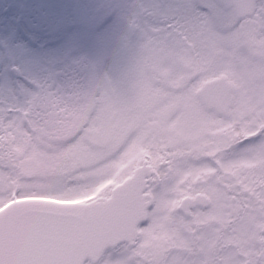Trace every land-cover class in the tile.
Instances as JSON below:
<instances>
[{
  "label": "snow or ice",
  "instance_id": "obj_1",
  "mask_svg": "<svg viewBox=\"0 0 264 264\" xmlns=\"http://www.w3.org/2000/svg\"><path fill=\"white\" fill-rule=\"evenodd\" d=\"M116 85L0 89V264H264V0H136Z\"/></svg>",
  "mask_w": 264,
  "mask_h": 264
},
{
  "label": "rangeland",
  "instance_id": "obj_2",
  "mask_svg": "<svg viewBox=\"0 0 264 264\" xmlns=\"http://www.w3.org/2000/svg\"><path fill=\"white\" fill-rule=\"evenodd\" d=\"M33 1L12 0L6 18L0 16V89L13 86L8 72L11 64L20 65L27 79L42 82L51 71L48 62L55 63L57 72L66 71V68L72 69L77 64L85 65L87 77L84 87L96 83L102 84L104 79H109L107 83L111 84L112 69L110 63L105 59L95 62L89 51L90 44L96 39L103 41L101 37L105 34L108 38L111 37L110 39L117 35L126 48L125 68L132 66L134 48L132 43H128V41L130 42L128 21L131 16V11L127 7L129 0H70L68 2L63 0V3L55 6L63 15V25L71 26L69 31L60 25H57L59 30L56 31V28L51 26H55V24L52 23L50 15L47 14L48 11H43L44 5L42 3H40L39 9L42 14L38 17L32 8L28 7L29 5L32 6ZM1 3H6V0H0ZM27 10H31V12L28 13ZM106 16L108 18L106 27L95 32L94 30ZM42 26L49 29L48 32H53V34L43 45V50L40 51L29 46L25 40L30 34L29 29L33 27L41 29ZM75 26L78 27L75 28ZM82 39L88 40L87 45L82 43ZM23 53L27 54L26 57L23 56ZM127 72V69H124L123 77L126 76ZM52 87L60 88L59 84Z\"/></svg>",
  "mask_w": 264,
  "mask_h": 264
},
{
  "label": "flooded vegetation",
  "instance_id": "obj_3",
  "mask_svg": "<svg viewBox=\"0 0 264 264\" xmlns=\"http://www.w3.org/2000/svg\"><path fill=\"white\" fill-rule=\"evenodd\" d=\"M106 25V21L104 23L100 24L94 31L99 32L102 29H104ZM103 41L96 39L94 42V52L93 57L95 59H105L108 61L111 65L112 73H111V79H112V85H116L119 81H121L124 77V69H127V74L130 73L131 67L125 68V53L126 49L124 48V44L118 39L117 35L110 39L105 34L103 37H101ZM110 39V40H109ZM104 44V46H103ZM26 53H23V56L26 57ZM114 65V67H113ZM20 67V66H18ZM24 67V66H23ZM78 69V68H77ZM86 71V73L83 74V71ZM82 70H79V74L76 73V70L74 73H72V70L69 71L68 74H64L66 78H70L72 80L71 83L68 84L69 87H84L86 83V77H87V69L82 68ZM126 74V75H127ZM109 79H104L103 83H107ZM26 82V81H25Z\"/></svg>",
  "mask_w": 264,
  "mask_h": 264
},
{
  "label": "trees",
  "instance_id": "obj_4",
  "mask_svg": "<svg viewBox=\"0 0 264 264\" xmlns=\"http://www.w3.org/2000/svg\"><path fill=\"white\" fill-rule=\"evenodd\" d=\"M45 2H47V3H46V6H43V8H44L43 11H48L47 12L48 14H52L51 12H54L53 6L55 5V3L58 2L59 4H61V3H63V0H45L44 3ZM135 2H136V0H129V2L127 3V7L130 8L131 12H132V7H133ZM39 9H40L39 6L35 7V10H36L35 14L36 15L42 14L41 10H39ZM76 73L79 74L78 69H76ZM53 75H54V73H53ZM47 79H49V83L51 85L54 83V79H55L54 77H51V78L47 77ZM69 82H70V80H69Z\"/></svg>",
  "mask_w": 264,
  "mask_h": 264
},
{
  "label": "water",
  "instance_id": "obj_5",
  "mask_svg": "<svg viewBox=\"0 0 264 264\" xmlns=\"http://www.w3.org/2000/svg\"><path fill=\"white\" fill-rule=\"evenodd\" d=\"M14 72V71H13ZM15 73V72H14Z\"/></svg>",
  "mask_w": 264,
  "mask_h": 264
}]
</instances>
